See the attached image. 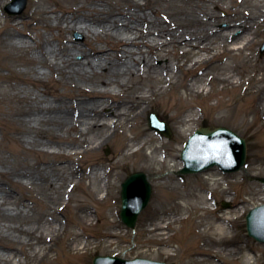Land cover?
<instances>
[{"label": "bare ground", "instance_id": "6f19581e", "mask_svg": "<svg viewBox=\"0 0 264 264\" xmlns=\"http://www.w3.org/2000/svg\"><path fill=\"white\" fill-rule=\"evenodd\" d=\"M63 1L67 5L58 4L54 9L49 6L36 8L41 18L48 21L46 30L51 32L55 28L59 31L56 45L44 34L37 32L33 37L28 30H21L19 24L25 21L16 23L10 18L0 25L1 47L33 54L28 61L19 63L25 65L24 72L37 74L35 65L45 67L47 73L40 74L59 76L57 85L65 90L62 93L54 91L52 101L37 94L20 97L12 93L16 83L0 79V106L17 103L10 111L0 107V115L14 125V134L24 137L20 143L48 148V152H44L48 154V160H40L34 165L24 163L9 171L0 170V176L4 179L14 177L17 179L15 185L23 189L38 187L45 190L51 203L43 204L41 213L35 218L29 213L33 207L26 201L38 199L23 194L14 196L12 189L6 190L0 183V264H39L48 257L53 249L48 243L58 239L60 231L66 229L61 223H48V208L59 207L65 195L69 201L79 203L73 210V215L81 218L78 226L91 224L89 206L81 203L79 195L73 193L75 185L91 177L95 189L86 191L88 200H104L107 194L100 193V183L104 182L107 191L109 183L105 177L109 173L102 168H93L86 173L83 167L73 166L78 163V148L83 149V154L96 153L120 133L124 142L118 148V155L127 156L135 139L127 141L126 129L140 120L151 105H159L163 113L170 116L171 104L162 98L181 76L186 79L182 85L184 92L194 95L203 93L205 84L239 88L243 84L242 77L254 69L261 77L254 76L246 90L245 94L250 96L249 108L242 110L240 105L231 104L224 114L218 113L215 120L231 115L244 122L249 114L255 115V122L264 120V55L252 63L256 31L264 38V0H249L248 9H242L240 0H231L235 3L232 7L225 6L223 0H164L166 9L157 7L156 3L161 0L143 3L138 0ZM4 4L5 0H0V8ZM147 9L151 15L146 13ZM56 10L62 15H49ZM219 11L225 14L220 15ZM51 19L55 24H49ZM73 32L83 34V44L67 36ZM78 56L83 58L78 59ZM226 58L233 59L234 63H226ZM234 75L239 76L237 81L233 80ZM87 83L90 88L85 86ZM115 89L122 92L118 95ZM192 120L193 114L187 116V122ZM42 125L48 127V132L40 129ZM50 127L56 133L50 132ZM62 132L65 135L61 136ZM183 132H177L179 138ZM32 133L39 139L31 136ZM156 142V138L143 140L139 149L165 151L171 147L168 143ZM258 160L264 162V155ZM41 164L48 166L40 167ZM6 165L7 160L0 156V167ZM244 168L248 174L247 165ZM23 180L26 185L22 184ZM67 187L70 189L66 193ZM208 193L206 191L205 196L181 194L179 197L184 202L173 210L175 212L154 210L144 220L142 229L155 245L168 248L170 235L165 231L175 224L182 227L183 221L192 218L181 216L180 212L192 206L190 202L194 199V203H204L202 207H195L196 214L212 209L216 215L208 226L200 221L193 222L202 227L189 234L188 241L192 244L187 249L197 257L194 264H231L239 258L243 259V264H264V245L248 246L249 251L260 253L249 257L243 254L241 237L234 233V222L240 214H245L246 205H241L234 197L229 198L227 190H221L220 198L230 202L231 207L219 211L212 208L216 203ZM261 194L258 190L242 203L254 208L249 201L260 199L264 202V196L259 198ZM111 226L115 228L113 223ZM111 230L102 235L114 236ZM77 238L75 235L73 240ZM165 254L170 255L167 251ZM117 257L129 259L123 254Z\"/></svg>", "mask_w": 264, "mask_h": 264}, {"label": "rangeland", "instance_id": "374dc122", "mask_svg": "<svg viewBox=\"0 0 264 264\" xmlns=\"http://www.w3.org/2000/svg\"><path fill=\"white\" fill-rule=\"evenodd\" d=\"M138 1L141 3L145 2V0ZM35 2L36 0H27L21 14L8 15L5 12V7L11 4L12 0H5V4L0 8V25H3L10 18L14 19L16 23L25 21L24 24H19L21 30H28L33 37L39 32L50 38L54 45L58 44L59 31L54 28L51 32H48L45 28L48 21L41 18L36 8L41 9L49 6L54 9L58 4H67L63 0H37V3ZM223 2L227 7L235 5L231 0H223ZM177 4L181 5L180 3ZM240 4L243 6L242 9H248L250 5L249 0H240ZM156 5L161 7V9L167 8L164 0L158 1ZM14 9L16 10V8ZM146 13L151 15L149 9L146 10ZM218 13L220 15L225 14L224 11H219ZM49 15L61 16L62 13L60 10H56L55 13ZM49 24H55L54 20L51 19ZM219 27L223 28V24H220ZM256 32L258 36L255 38L253 45L254 56L252 63H255L264 55V51L261 52L264 38L259 36L258 30ZM67 36L79 44L84 42L82 33L73 32L69 35L67 34ZM29 41L30 44H33L31 40ZM95 43L97 42L95 41ZM107 49L109 50V48ZM143 50L146 51L147 49L144 47ZM0 52H5V54L0 53V79L17 84H14L16 89L12 93H16L20 97L35 96L37 94L52 101L53 96L51 94L54 91H59L60 93L65 91L57 85L59 76L49 77L48 75L42 76L40 74V72L47 73L45 67L35 65V70L39 72L37 74L31 71L29 73L24 72L26 69L25 65L19 63L28 61L33 54H28L22 50L6 49L1 46ZM109 52L112 51L109 50ZM82 58L78 56V59ZM226 63L233 64L234 61L231 58H226ZM15 72L18 73L16 74ZM254 76L260 78L261 74L254 69H250L242 77L243 84L239 88L220 84L212 87L209 84H205L203 93L194 95L184 92L182 85L186 79L181 76L177 82L167 89L162 98V100L171 104L170 116L165 115L159 105H151L140 120L133 122L130 129H126L127 141L135 139L132 147L128 150L129 154L127 156L121 157L118 155V148L124 142L120 133L114 135L111 141L103 145L96 153L83 154V149L79 147V154L76 157L78 163H73V166L83 167L86 173L93 168H102L105 172H108V176L105 177V181L107 182L108 180L109 183L107 191H105L104 182L100 183L101 189H104L103 191L100 189V193L107 194V196L104 200L101 198L96 201L88 200L86 191L95 189V186L91 184L93 179L89 176L75 185L73 193L79 195L81 203L89 206L91 224L87 226H78L81 218L75 217L73 210L79 203L69 201L66 195L62 198L59 207L48 208V223H61V226L66 229L65 231L63 229L60 231L58 239L48 243L53 245V249L49 252L48 257L39 264H92V260L96 256H118L119 254L126 255L129 259L143 258L164 262L165 264H194L197 257L191 255L187 249L192 244L188 241L189 234L195 233L202 228L199 225H194L193 222L200 221L205 226L213 222V217L216 215L212 209L200 211L199 214H196L195 207H202L204 203H194V199L191 200L190 204L192 206L190 205L180 212V215L192 218L183 221L182 227L180 224H175L172 228L165 231L170 235V246L168 248L155 245L148 238L145 230L142 229L144 220L154 210L168 209L172 210L171 212H175L173 210L184 202L179 197L181 194L195 196L200 193L205 196L206 191H209L208 195H212L214 198L213 202L216 203L212 208L214 207V209L219 211L230 209L231 203L221 199L219 196L221 190H227L229 198L234 197L241 205H246L245 214H240L239 219L234 222V233L241 237L244 255L246 254L249 257L259 256L260 253L258 251H249L248 246L259 247L264 245V242H259L248 235L245 217L253 208L247 206V203H242V201L249 200L258 190L262 192L259 198L264 196V184L259 181L264 178V162L258 160L259 156L264 155V120L255 122L254 114L247 115L244 122L231 115L223 120H215L217 114H224L223 112L231 104L240 105L239 107L242 110L249 108L247 102L250 100V96L245 93ZM238 79L239 76L234 75L233 80L237 81ZM129 85H132V82ZM85 86L90 88L89 83ZM44 92H47V94H44ZM121 92V90L115 89L116 94L119 95ZM0 107L5 109V111H10L12 108L17 107V103H6ZM149 113L156 114L160 120L167 123L171 131V138L168 139L149 129L147 122ZM192 114L194 120L187 122V116ZM40 127L43 132H48L47 126L42 125ZM217 128L229 129L245 141V165H247L248 174L241 171L224 173L219 167L215 166L197 174L178 175L177 172L180 166H183L180 158L181 151L190 135L196 130L209 132ZM12 130H14V125L6 117L0 115V156L7 160V165L0 167L1 171L15 169L24 163L34 165L40 160H48V154H44V152H48V148L26 142L20 143L21 141L19 142V140H24V137L14 134ZM179 130L184 131L182 138L178 137L177 132ZM49 131L56 133L51 127ZM60 135L63 136L65 133L62 132ZM70 135L73 136L74 133ZM31 136H34L36 140L39 139L33 133ZM153 138H156L157 144L165 142L170 144L171 147L165 151H155L149 148L139 149L140 142L143 140L149 141ZM172 147H175L176 150H171ZM44 166H48V164L40 165V167ZM135 173H143L148 177V182L151 186V197L146 208L138 215L134 228L130 229L120 219V192L121 184L131 174ZM210 178H216L218 181H215L212 186ZM16 180L14 177L4 179V177L0 176V183L4 189H12L14 196L23 194L35 196L38 199V201H26L29 206L33 207L29 213L37 218L42 211L43 204L48 203V205H51L47 199L48 192L46 193L45 190L38 187L23 189L19 185H15ZM22 182L23 185H26L24 180ZM69 189L70 187L65 188V192L67 193ZM40 200L42 201L39 202ZM249 202L254 205V208L264 204L260 199L257 201L250 200ZM112 223L115 228L111 226ZM110 229L115 235L104 237L102 233L110 231ZM73 235H77L78 238L73 240ZM83 247L85 248L83 249ZM165 251L170 254L168 257ZM242 262L243 259L239 258L231 262V264H243Z\"/></svg>", "mask_w": 264, "mask_h": 264}, {"label": "water", "instance_id": "95a60500", "mask_svg": "<svg viewBox=\"0 0 264 264\" xmlns=\"http://www.w3.org/2000/svg\"><path fill=\"white\" fill-rule=\"evenodd\" d=\"M27 0H13L6 8L10 15H19L26 6ZM13 8H16L14 10ZM264 51V45L261 52ZM149 127L158 133L171 137L170 130L164 122H159L155 115L148 116ZM184 167L179 174L199 173L213 166L223 172L231 173L244 170L246 144L234 132L219 128L215 131H196L185 144L181 152ZM264 183V179H261ZM151 195L150 184L143 173H136L126 179L121 186V221L126 227L135 226L139 213L146 207ZM248 234L264 242V206L251 210L246 216ZM93 264H164L162 262L136 258L125 260L115 256H97Z\"/></svg>", "mask_w": 264, "mask_h": 264}]
</instances>
